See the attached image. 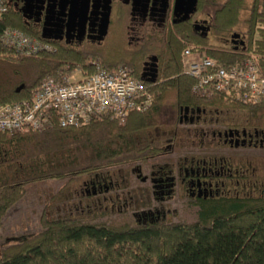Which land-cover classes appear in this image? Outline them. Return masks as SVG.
I'll use <instances>...</instances> for the list:
<instances>
[{"label":"trees","instance_id":"trees-1","mask_svg":"<svg viewBox=\"0 0 264 264\" xmlns=\"http://www.w3.org/2000/svg\"><path fill=\"white\" fill-rule=\"evenodd\" d=\"M215 16V34L242 26ZM245 27L252 32L244 53L203 51L196 46L191 51L222 66L249 57L264 72V23ZM6 28L48 42L53 51L22 56L0 39L1 105L30 99L45 77L59 78L77 70L81 76L91 74L94 58L107 71L120 64L131 67L132 76L150 93L151 103L142 112H129L123 122L108 113L79 127L60 128L51 120L50 127L40 131L0 132V264H264V199L215 200L201 206L193 222L146 226L102 221L80 211L47 214L44 208L35 230L5 242L7 215L26 203L33 187L63 182L50 198L53 208L68 201L61 196L70 184L95 174L127 170L167 153L164 143L171 139L172 130L161 122L160 110L168 95L173 97L174 112L183 106L208 104L264 109V98L252 104L235 99L234 93L210 98L192 94L193 79L184 73L181 54L191 44L207 46L195 35L177 31L181 41L170 37L171 32L162 43L150 36L139 49L122 54L92 53L41 37L22 22L11 2L0 14V36ZM152 52L159 59L158 71L154 80H145L129 59H144Z\"/></svg>","mask_w":264,"mask_h":264},{"label":"flooded vegetation","instance_id":"flooded-vegetation-1","mask_svg":"<svg viewBox=\"0 0 264 264\" xmlns=\"http://www.w3.org/2000/svg\"><path fill=\"white\" fill-rule=\"evenodd\" d=\"M106 1L83 0L81 11L69 17L70 0H10L22 22L41 37L100 54L137 50L150 36L162 43L171 32L181 40L177 31L206 42L193 45L203 51L244 53L252 32L245 25L264 23V0H108V12ZM214 14L242 26L215 34ZM129 61L142 79L156 78L155 53ZM163 125L171 127L172 137L159 157L173 161L134 164L128 177L116 169L84 179L75 193L83 201H72L68 213L170 225L193 222L200 207L215 200L264 199V109L188 105Z\"/></svg>","mask_w":264,"mask_h":264},{"label":"built area","instance_id":"built-area-1","mask_svg":"<svg viewBox=\"0 0 264 264\" xmlns=\"http://www.w3.org/2000/svg\"><path fill=\"white\" fill-rule=\"evenodd\" d=\"M9 5L10 0H0V14ZM0 39L22 56L53 51L51 44L14 28L4 29ZM191 48L182 52V65L193 79V95L210 98L234 93L235 99L252 104L264 98V72L251 58L222 66L209 57H199ZM190 55L196 58L186 61ZM90 65L93 72L89 75L45 77L30 99L0 104V132L40 131L50 127L51 120L60 128L79 127L108 113L123 122L129 112H142L150 105V93L126 66L107 71L97 60Z\"/></svg>","mask_w":264,"mask_h":264},{"label":"rangeland","instance_id":"rangeland-1","mask_svg":"<svg viewBox=\"0 0 264 264\" xmlns=\"http://www.w3.org/2000/svg\"><path fill=\"white\" fill-rule=\"evenodd\" d=\"M188 47H195L193 44L188 45ZM182 58V54H181ZM196 57L195 55H190L186 57V61H192ZM94 60H97L100 64L99 60L97 58H94ZM100 66H102L100 64ZM118 67V66H117ZM93 72V71H92ZM72 77L74 79L80 78L81 75L79 72H72ZM173 97L168 95L167 99L165 100L164 105L162 106L160 110V120L162 123L167 124L168 121H171L173 119V108L170 106L172 102ZM164 161H173L172 157H155L154 159H151L147 162H145L146 165L151 163H161ZM146 165H143L145 167ZM121 175H124L126 177L129 176V172L127 170H121ZM63 182L56 181V182H49L46 184H40L38 186H35L32 188L30 194L26 198V203H22L21 205L17 206V209L12 210L7 215V222L5 224L4 230V239L7 240L5 242L11 241V239L16 238L18 236H21L22 234L30 233L31 231L35 230L36 227H38L37 220L40 218L41 214L44 212V208H46L47 214H53L54 211H57L58 215L68 213L69 209L71 207L72 201H76L81 199L79 196H76V192L80 190V184H70L66 187L65 192L62 194L61 199L62 201L69 199L65 204L62 202L58 206H55L53 208H50V198L53 194H56L58 190L62 188ZM83 199V198H82ZM81 199V200H82ZM83 201V200H82ZM85 201L82 202V205H84ZM49 216V215H46ZM123 216V215H122ZM120 216V219L118 215H111L109 218H105L104 216H101L100 218L102 221L104 219H111L113 221H125L130 222L127 217ZM2 237V236H1Z\"/></svg>","mask_w":264,"mask_h":264},{"label":"water","instance_id":"water-1","mask_svg":"<svg viewBox=\"0 0 264 264\" xmlns=\"http://www.w3.org/2000/svg\"><path fill=\"white\" fill-rule=\"evenodd\" d=\"M193 1V0H192ZM83 2V0H81V1H79V3H78V0H73L72 2H71V0H70V6H69V10H68V16L69 17H71V14L74 16L75 15V12L78 10V8H79V11H81V9H82V3ZM109 1L107 0L106 1V11L108 12V10H109ZM83 5H84V3H83ZM174 10H175V8H174ZM42 37H45L43 34H42Z\"/></svg>","mask_w":264,"mask_h":264},{"label":"bare ground","instance_id":"bare-ground-1","mask_svg":"<svg viewBox=\"0 0 264 264\" xmlns=\"http://www.w3.org/2000/svg\"><path fill=\"white\" fill-rule=\"evenodd\" d=\"M48 43V42H47Z\"/></svg>","mask_w":264,"mask_h":264}]
</instances>
